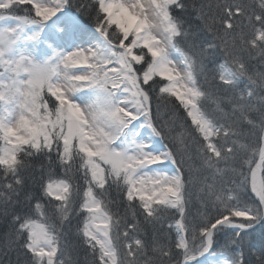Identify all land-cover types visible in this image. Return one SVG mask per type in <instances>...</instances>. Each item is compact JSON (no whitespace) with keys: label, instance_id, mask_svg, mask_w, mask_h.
<instances>
[{"label":"snow or ice","instance_id":"1","mask_svg":"<svg viewBox=\"0 0 264 264\" xmlns=\"http://www.w3.org/2000/svg\"><path fill=\"white\" fill-rule=\"evenodd\" d=\"M0 255L264 264V0H0Z\"/></svg>","mask_w":264,"mask_h":264},{"label":"trees","instance_id":"2","mask_svg":"<svg viewBox=\"0 0 264 264\" xmlns=\"http://www.w3.org/2000/svg\"><path fill=\"white\" fill-rule=\"evenodd\" d=\"M0 259H5L2 255H0ZM11 259H15V256L13 255L12 257H11Z\"/></svg>","mask_w":264,"mask_h":264}]
</instances>
